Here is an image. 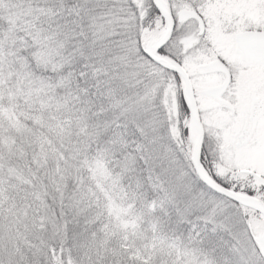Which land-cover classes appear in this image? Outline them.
I'll return each instance as SVG.
<instances>
[{
  "label": "snow or ice",
  "instance_id": "6c2138e0",
  "mask_svg": "<svg viewBox=\"0 0 264 264\" xmlns=\"http://www.w3.org/2000/svg\"><path fill=\"white\" fill-rule=\"evenodd\" d=\"M0 264H264V0H0Z\"/></svg>",
  "mask_w": 264,
  "mask_h": 264
}]
</instances>
